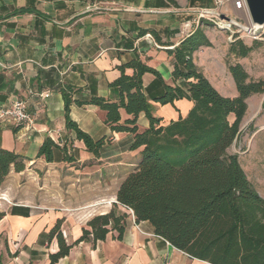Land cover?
Instances as JSON below:
<instances>
[{"label":"crops","instance_id":"obj_1","mask_svg":"<svg viewBox=\"0 0 264 264\" xmlns=\"http://www.w3.org/2000/svg\"><path fill=\"white\" fill-rule=\"evenodd\" d=\"M213 2L0 0V109L21 99L32 117L27 125L0 119V147L23 156L25 164L20 172L11 168L0 185L2 264H49V254L58 245L55 238L48 240V232L57 221L71 244L88 220L109 212L114 204L127 215L121 238L110 230L103 240L80 241L54 264H211L177 249L155 234L148 221H135L133 213L118 204L117 189L133 167L122 157L132 135L112 134L104 122L105 112L97 106L72 104L70 117L79 128L94 139L111 137L99 157L88 153L65 127L61 90L72 87L73 98L79 100L96 95L114 101L118 91L109 83L119 76L118 66L135 56L172 84L173 60L166 49L197 27L212 45L195 51L194 63L212 83L205 68L222 60L215 52L218 41L199 24L195 12ZM141 30L147 32L140 35ZM142 82L145 89L151 86V93L160 91L154 75L145 73ZM153 104L154 115L164 122L184 117L192 106L186 99L174 102L178 111L170 104ZM121 115L127 116L124 111ZM137 124L140 129L148 126L143 113ZM46 137L60 145L72 143L77 156L64 161L57 154L53 162L37 157ZM136 154L138 158V150Z\"/></svg>","mask_w":264,"mask_h":264},{"label":"trees","instance_id":"obj_2","mask_svg":"<svg viewBox=\"0 0 264 264\" xmlns=\"http://www.w3.org/2000/svg\"><path fill=\"white\" fill-rule=\"evenodd\" d=\"M199 22L211 25L203 18ZM146 32L141 30L139 34ZM149 32L156 36L154 31ZM258 44L254 40L248 45L234 35L227 54L243 58ZM211 45L203 29L197 27L166 49L173 60L172 84L165 83L159 71L138 56L122 63L119 76L109 83L118 91L114 101L96 95L75 99L76 90L66 86L61 90L65 127L95 157L111 137L94 139L79 128L70 117L72 104L97 106L105 112L104 122L112 134L132 135L128 149L138 150L139 158L119 185L116 201L132 210L135 221H148L155 234L193 258L211 264H264V198L248 179L237 154L228 152L241 134L249 97L264 94V79L251 80L239 62L228 63L236 95L221 94L193 59L195 51ZM128 69L131 73L126 72ZM145 73L154 75L159 92L151 93V86L144 88ZM181 99L192 103L184 117L164 122L154 115L153 103L170 104L178 111L174 102ZM121 111L126 113L125 118ZM140 113L148 121L143 129L137 124ZM70 150V145L46 137L37 157L53 162L58 154L61 160L73 161ZM24 165L23 156L0 147V185L11 168L20 172ZM3 216L0 212V220ZM126 217L114 204L109 212L88 220L81 236L71 244L66 243L57 221L48 232V240L55 238L58 245V250L49 254V264L66 256L72 245L103 240L110 230L121 238Z\"/></svg>","mask_w":264,"mask_h":264},{"label":"rangeland","instance_id":"obj_3","mask_svg":"<svg viewBox=\"0 0 264 264\" xmlns=\"http://www.w3.org/2000/svg\"><path fill=\"white\" fill-rule=\"evenodd\" d=\"M216 1L214 0L210 8H199L195 12L198 19L203 18L211 23V25L204 24V26L210 35L212 37L215 36L214 39L218 41L215 52L222 58L220 64H209L205 68V72L210 77L213 86L221 94L235 96L236 89L230 74H228V63L239 62L247 71L251 80L264 79V36H262L264 28L259 34L252 35L249 31L250 18L244 5L237 8L235 2L238 0H220L221 5L216 6ZM221 16L232 20L230 27L219 28L211 21L214 17H217L221 24L229 21L221 18ZM234 35L248 45H251L254 40H257L259 44L246 57L237 58L228 55L226 43H229ZM221 38L225 40L224 44L219 43ZM223 64L226 67L225 69H223ZM247 102L248 108L240 127L241 134L228 148V152L237 154L240 165L248 179L259 195L264 198V94L252 95ZM232 119L233 116H230L229 120L231 121ZM69 145L71 146L72 143ZM109 150H111L110 147L105 148L104 151L107 152ZM70 155L77 156V153L70 150ZM122 157L127 163L135 165L137 161L136 150L131 151L126 148Z\"/></svg>","mask_w":264,"mask_h":264},{"label":"built area","instance_id":"obj_4","mask_svg":"<svg viewBox=\"0 0 264 264\" xmlns=\"http://www.w3.org/2000/svg\"><path fill=\"white\" fill-rule=\"evenodd\" d=\"M220 5H221V1L217 0L216 6H220ZM235 5L237 8H240L243 6V3L241 2V0H238L235 2ZM228 20H229L228 22H224L225 24H221L220 20L217 19V17H214V19H212L211 21H213L214 24L219 28H228L230 27L231 25L230 23L232 22V20L230 19ZM42 95L44 97H47L49 93L45 92ZM3 118H8L18 125H27L32 122V117L30 113H28L27 111L26 102L21 99L14 100L0 109V119ZM130 211L132 212V210ZM164 264H169V263L165 262Z\"/></svg>","mask_w":264,"mask_h":264},{"label":"water","instance_id":"obj_5","mask_svg":"<svg viewBox=\"0 0 264 264\" xmlns=\"http://www.w3.org/2000/svg\"><path fill=\"white\" fill-rule=\"evenodd\" d=\"M250 18V33L257 35L264 28V0H241ZM221 18L228 19L221 16Z\"/></svg>","mask_w":264,"mask_h":264}]
</instances>
